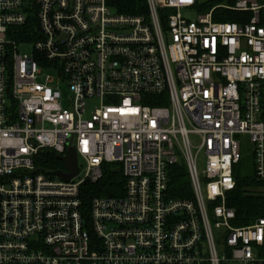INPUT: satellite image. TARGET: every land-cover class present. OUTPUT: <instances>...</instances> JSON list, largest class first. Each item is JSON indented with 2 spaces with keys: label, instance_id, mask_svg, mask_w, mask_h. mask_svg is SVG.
I'll use <instances>...</instances> for the list:
<instances>
[{
  "label": "built area",
  "instance_id": "built-area-1",
  "mask_svg": "<svg viewBox=\"0 0 264 264\" xmlns=\"http://www.w3.org/2000/svg\"><path fill=\"white\" fill-rule=\"evenodd\" d=\"M117 1L0 0V264H264L227 204L240 135L264 186V0ZM71 146L75 177L39 169ZM107 163L121 194L85 202Z\"/></svg>",
  "mask_w": 264,
  "mask_h": 264
},
{
  "label": "trees",
  "instance_id": "trees-1",
  "mask_svg": "<svg viewBox=\"0 0 264 264\" xmlns=\"http://www.w3.org/2000/svg\"><path fill=\"white\" fill-rule=\"evenodd\" d=\"M117 10L126 13H145V0H118ZM222 19H236L234 17H220ZM23 34L27 33L22 28ZM27 35H29L27 33ZM38 167L43 171L62 168V162L56 158L52 151H42L38 157ZM123 176L117 163H107L103 166L102 177L96 182H85L81 187V197L87 202L93 196L120 195L122 192ZM173 194L176 196H189L191 193L186 173L178 166L173 167L170 180ZM262 183L255 180L253 174H235V186L227 194V204L236 213L235 225H245L254 219L264 217V190Z\"/></svg>",
  "mask_w": 264,
  "mask_h": 264
},
{
  "label": "rangeland",
  "instance_id": "rangeland-1",
  "mask_svg": "<svg viewBox=\"0 0 264 264\" xmlns=\"http://www.w3.org/2000/svg\"><path fill=\"white\" fill-rule=\"evenodd\" d=\"M32 46L33 45L31 43H28L25 45H20L18 47V50L20 53L31 55L33 52ZM62 92H63L64 105L67 106L68 91H67L66 87L62 88ZM96 103H97V101H95V100L87 101V103H86L87 113H89V111H91L93 109V107ZM239 139L241 140L242 160H241V163L236 166L235 174L240 175V176L250 175L253 172V166H252V160L253 159H252V155H251L252 146L249 142L248 135H240ZM81 162H82V160L79 159V163H81ZM62 167H64L63 163H62ZM261 188L264 190V186ZM215 233H217L216 230H215Z\"/></svg>",
  "mask_w": 264,
  "mask_h": 264
},
{
  "label": "water",
  "instance_id": "water-1",
  "mask_svg": "<svg viewBox=\"0 0 264 264\" xmlns=\"http://www.w3.org/2000/svg\"><path fill=\"white\" fill-rule=\"evenodd\" d=\"M56 158L63 163L64 167L63 169L58 168L51 170L53 175L58 176L64 181H68L78 174V158L74 147H69L65 155L56 154Z\"/></svg>",
  "mask_w": 264,
  "mask_h": 264
}]
</instances>
